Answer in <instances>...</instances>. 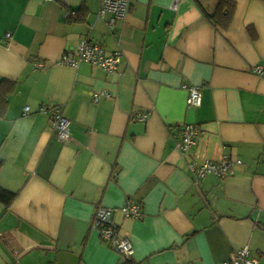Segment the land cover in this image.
I'll list each match as a JSON object with an SVG mask.
<instances>
[{"label": "crops", "instance_id": "1", "mask_svg": "<svg viewBox=\"0 0 264 264\" xmlns=\"http://www.w3.org/2000/svg\"><path fill=\"white\" fill-rule=\"evenodd\" d=\"M228 1L225 30L207 16L218 0H130L111 28L99 0H0V93L15 83L0 117V186L16 193L0 203V264H223L244 246L264 264V0ZM84 39L119 52L117 71L55 65ZM185 85L200 87L199 107ZM99 92L109 97L94 102ZM56 105L68 142L40 111ZM186 124L198 134L183 153ZM223 156L241 161L234 174L196 184L188 164ZM128 202L141 219L120 213ZM98 206L114 210L131 258L92 227Z\"/></svg>", "mask_w": 264, "mask_h": 264}, {"label": "built area", "instance_id": "2", "mask_svg": "<svg viewBox=\"0 0 264 264\" xmlns=\"http://www.w3.org/2000/svg\"><path fill=\"white\" fill-rule=\"evenodd\" d=\"M100 6L98 10L99 16H104L106 13L110 14L107 21V26L111 28L116 21L123 20L130 8V0H99ZM74 16L75 13H69ZM6 39L10 38V34H6ZM120 53H109L104 48L90 40L84 39L71 51L63 52L59 59L55 62L56 66L78 68L81 64H88L90 66L99 68L107 74L117 71L120 64ZM36 68H44L45 65L41 61L34 63ZM255 74L261 75L263 67L261 65L253 68ZM186 91V105L189 108H197L201 105L200 87L197 85L183 86ZM101 97H109L107 93L99 92L93 96V101L97 102ZM28 107L24 108V112L28 113ZM40 111L48 113L49 127L60 142H68L70 134L68 131V119L64 116L62 107L43 106ZM139 120H144L145 115L138 116ZM198 131L194 125L186 124L182 126L181 141L176 146L186 153L190 150L195 142ZM241 164V161H232L227 156H223L219 161H206L202 164L196 165L191 162L188 164V169L192 172L194 181L197 184L202 178L207 175H214L217 177H227L234 174L233 166ZM114 210L98 206L94 212L92 227L98 232L101 241L110 248L113 252L124 259H129L133 255V247L126 237L119 236L116 226L112 219ZM120 213L127 218L141 219L143 217L142 207L139 203L128 202L119 208ZM257 259L251 256L250 250L247 246L235 251L232 257L223 262V264H256ZM192 264V263H188Z\"/></svg>", "mask_w": 264, "mask_h": 264}, {"label": "trees", "instance_id": "3", "mask_svg": "<svg viewBox=\"0 0 264 264\" xmlns=\"http://www.w3.org/2000/svg\"><path fill=\"white\" fill-rule=\"evenodd\" d=\"M235 12V4L228 0H218L216 4L215 11L212 15H207L213 22L219 25L222 29H227L233 19V15ZM87 13L86 8H80L78 12H76L75 17L72 19L74 22H82ZM5 83V80L1 81V84ZM10 84L8 90L4 93H0V117L4 114L7 105H8V96L11 91H13L14 84L13 82H7ZM1 87V85H0ZM1 90V88H0ZM16 193H13L9 190H6L0 186V203L4 205H9L12 200L15 198ZM125 264H128L126 262Z\"/></svg>", "mask_w": 264, "mask_h": 264}]
</instances>
